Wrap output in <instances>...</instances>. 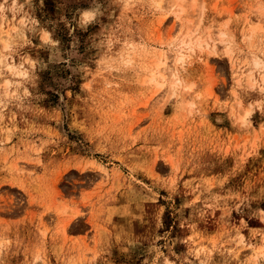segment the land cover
<instances>
[{
	"label": "rangeland",
	"instance_id": "rangeland-1",
	"mask_svg": "<svg viewBox=\"0 0 264 264\" xmlns=\"http://www.w3.org/2000/svg\"><path fill=\"white\" fill-rule=\"evenodd\" d=\"M255 59L264 0H0V264H264Z\"/></svg>",
	"mask_w": 264,
	"mask_h": 264
},
{
	"label": "bare ground",
	"instance_id": "bare-ground-1",
	"mask_svg": "<svg viewBox=\"0 0 264 264\" xmlns=\"http://www.w3.org/2000/svg\"><path fill=\"white\" fill-rule=\"evenodd\" d=\"M184 4H185V2H184ZM2 11V10H1ZM181 17V16H180ZM183 17V16H182ZM201 20V19H200ZM212 29V28H211ZM231 34V33H230ZM185 35V34H184ZM191 34L189 33V34H187L186 36H185V38L183 39V41H182V48H181V50L183 51L184 49H186V48H194V47H192V46H194V42L191 40V36H190ZM251 37V36H250ZM189 39L190 38V40L188 41L187 39ZM205 39V38H204ZM47 40H48V38H47ZM213 40V39H212ZM195 41H197V42H199L200 43V45H201V40H200V38H197V40H195ZM199 46V45H198ZM209 46V45H208ZM181 47V46H180ZM200 47V46H199ZM180 49V48H179ZM191 50V49H190ZM179 52H181V51H179ZM177 58H175L176 59V63H179V62H181V61H183V55L181 54L180 56H176ZM169 58V57H168ZM167 60L168 59H166L164 62H163V67L165 68V71L167 72V74L169 75V76H171V77H177L176 76V73H175V70H174V68H172L171 69V66L168 68V62H167ZM255 66L256 67H263L264 68V64L263 63H261L260 61H257L256 59H255ZM158 66H160V65H158ZM159 68V67H158ZM250 72V71H249ZM165 75V74H164ZM176 79V78H175ZM177 81V80H176ZM179 81V80H178ZM180 82V81H179ZM260 90V89H259ZM252 111V110H251ZM262 253V252H261Z\"/></svg>",
	"mask_w": 264,
	"mask_h": 264
}]
</instances>
